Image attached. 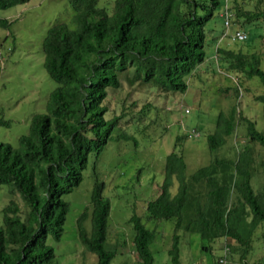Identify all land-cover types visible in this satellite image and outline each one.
<instances>
[{
	"label": "trees",
	"instance_id": "obj_1",
	"mask_svg": "<svg viewBox=\"0 0 264 264\" xmlns=\"http://www.w3.org/2000/svg\"><path fill=\"white\" fill-rule=\"evenodd\" d=\"M69 1L72 18L50 26L43 41L44 67L58 83L47 113L33 117L18 147L0 141V185L8 184L11 194L19 193L28 207L26 217L14 199L3 209L0 264H57L48 240L63 237L70 211L64 197L82 183L90 155L99 157L117 128L119 117L105 119L108 89L119 87L121 75L132 70V81L185 92L187 78L205 62L207 47L216 41L224 17L220 13L229 5V0H115L109 13L99 7L100 0ZM261 18L264 12L238 9L233 22L252 26ZM7 24L0 19L1 26ZM214 52L230 71L258 76L264 83L258 55L218 45ZM257 99L264 113V94ZM240 120L250 141L264 150V132L234 107L219 114L216 131L208 136L212 155L225 146ZM0 125L10 123L0 118ZM259 153L245 146L236 159L215 157L192 175L182 155L174 151L167 156L162 191L149 202L147 217L174 222L169 249L174 264H182L180 231L199 235L204 253L212 252L217 239L233 240L237 246L227 245L238 254V264L246 262L255 231L264 222V155ZM255 175L262 184L258 192L251 184ZM104 191L105 184L96 180L90 203L77 220L78 236L96 254V264H111L117 254L107 247L111 201ZM130 222L140 264H154L151 246L157 230L149 229L136 213Z\"/></svg>",
	"mask_w": 264,
	"mask_h": 264
},
{
	"label": "rangeland",
	"instance_id": "obj_2",
	"mask_svg": "<svg viewBox=\"0 0 264 264\" xmlns=\"http://www.w3.org/2000/svg\"><path fill=\"white\" fill-rule=\"evenodd\" d=\"M114 4L115 0L99 1V7L109 13ZM229 7L234 18L238 9L264 12V0H229ZM73 14L69 0H0V19L8 21L7 26L0 25V118L10 123L0 125L1 142L18 147L20 137L29 133L33 117L47 113L50 94L58 83L44 67L43 41L50 26L70 21ZM223 18L215 34L216 41L207 47L205 62L187 78L185 92L132 81V70L121 75L119 87L108 89L103 102L108 108L105 119L119 117L117 128L100 156L90 155L82 183L64 197L70 211L63 237L58 242L48 240L55 250L57 264L97 262L96 254L81 242L77 228V220L90 203L96 180L105 184L104 195L111 201L107 247L117 251L111 264H140L134 252L135 231L130 222L135 213L149 229L157 230V240L151 246L154 264H174L169 256L174 222H156L147 217L149 202L162 191L167 156L174 151L182 155L187 174L192 175L215 157L236 159L245 146L264 155L259 144L250 141L247 125L241 120L217 154L212 155L209 150L208 136L216 131L219 114H228L234 107L238 115L251 119L264 132L263 103L257 99L264 94V83L258 76L230 71L228 64L214 52L218 45L248 56L256 54L264 70V18L252 26H243L238 20L233 22L232 18L228 29ZM238 29L249 34L247 42L233 40L232 33ZM119 134L130 137L117 139ZM251 184L255 192L260 190L259 175L252 178ZM176 191L177 185L173 193ZM12 199L26 217L28 207L20 194H11L10 186L3 184L0 185V223L3 209ZM85 226L89 231L90 220ZM179 233L182 264H215L228 252L227 244L237 246L233 240L220 238L212 243V252L204 253L199 235ZM229 251L228 263L238 264V254L232 248ZM246 262L264 264V222L255 231Z\"/></svg>",
	"mask_w": 264,
	"mask_h": 264
},
{
	"label": "built area",
	"instance_id": "obj_3",
	"mask_svg": "<svg viewBox=\"0 0 264 264\" xmlns=\"http://www.w3.org/2000/svg\"><path fill=\"white\" fill-rule=\"evenodd\" d=\"M231 20L232 18H231V14L229 11V5H226L225 12H224V24L227 29L231 25ZM232 38L233 40L238 41V42H245L248 40L249 34L242 29H238L234 33H232ZM221 262L224 263L225 260H221Z\"/></svg>",
	"mask_w": 264,
	"mask_h": 264
},
{
	"label": "clouds",
	"instance_id": "obj_4",
	"mask_svg": "<svg viewBox=\"0 0 264 264\" xmlns=\"http://www.w3.org/2000/svg\"><path fill=\"white\" fill-rule=\"evenodd\" d=\"M226 29H227V28H226ZM197 134H199V133H197ZM229 249H230V248H229ZM229 249H228V252L225 251L224 258L221 257V258H222L221 260H225V262L222 263V262L220 261V263H222V264H229L228 261H227V260H228V254L230 253ZM226 250H227V249H226ZM226 261H227V262H226ZM240 263H241V262H240ZM246 263H247V262L242 263V264H246ZM247 264H248V263H247Z\"/></svg>",
	"mask_w": 264,
	"mask_h": 264
}]
</instances>
